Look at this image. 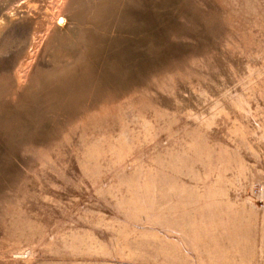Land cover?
Segmentation results:
<instances>
[{
	"label": "rangeland",
	"instance_id": "obj_1",
	"mask_svg": "<svg viewBox=\"0 0 264 264\" xmlns=\"http://www.w3.org/2000/svg\"><path fill=\"white\" fill-rule=\"evenodd\" d=\"M0 264H264V0H0Z\"/></svg>",
	"mask_w": 264,
	"mask_h": 264
}]
</instances>
